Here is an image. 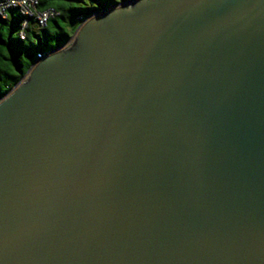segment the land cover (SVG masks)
I'll list each match as a JSON object with an SVG mask.
<instances>
[{
    "label": "water",
    "instance_id": "obj_1",
    "mask_svg": "<svg viewBox=\"0 0 264 264\" xmlns=\"http://www.w3.org/2000/svg\"><path fill=\"white\" fill-rule=\"evenodd\" d=\"M42 53L0 99V264H264V0H129Z\"/></svg>",
    "mask_w": 264,
    "mask_h": 264
},
{
    "label": "trees",
    "instance_id": "obj_2",
    "mask_svg": "<svg viewBox=\"0 0 264 264\" xmlns=\"http://www.w3.org/2000/svg\"><path fill=\"white\" fill-rule=\"evenodd\" d=\"M129 0H39L38 10L57 14L40 27L30 19L21 38L26 17L11 9L0 16V99L5 97L26 75L38 54L64 46L81 22L92 14Z\"/></svg>",
    "mask_w": 264,
    "mask_h": 264
},
{
    "label": "built area",
    "instance_id": "obj_3",
    "mask_svg": "<svg viewBox=\"0 0 264 264\" xmlns=\"http://www.w3.org/2000/svg\"><path fill=\"white\" fill-rule=\"evenodd\" d=\"M39 0H0V16L6 17L7 12L11 9H18L26 17L22 24L21 38H24V30L28 26L30 19H36L40 27H45L49 18L54 17L57 13L52 9L45 11L38 10ZM45 53L39 54L42 58Z\"/></svg>",
    "mask_w": 264,
    "mask_h": 264
}]
</instances>
